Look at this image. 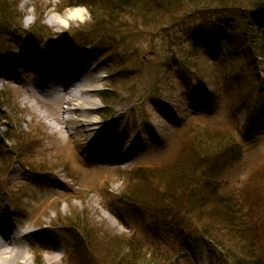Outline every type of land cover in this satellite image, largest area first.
Returning <instances> with one entry per match:
<instances>
[{
  "label": "rangeland",
  "instance_id": "374dc122",
  "mask_svg": "<svg viewBox=\"0 0 264 264\" xmlns=\"http://www.w3.org/2000/svg\"><path fill=\"white\" fill-rule=\"evenodd\" d=\"M133 1L112 0V3H119L115 8V12H119L118 18L116 23L104 24L100 16L93 18L81 0H5V8L11 11L4 17L0 11L1 42L16 38L22 31L35 30L39 21L42 34H55L58 39L63 37L61 43L71 51L88 55L82 70L84 76L78 81L84 90L82 97H93L87 91L91 86L96 84L97 89L93 106L90 103L78 105V102L66 104L39 94L42 89H36L39 85L37 73L30 67L21 70L19 75L0 74V210L10 213L3 215L5 221L11 223L13 219L12 224L19 222L23 232L30 231V235L21 236L16 232L11 240L27 249L32 263L20 260L17 255L15 264H33L34 258L38 264H63V253L71 249L72 243L62 231L64 226H56V223L66 219L73 223L81 221L79 227L87 233L100 229L101 235H123L136 229L141 223L140 211L116 203V197L124 194L130 179L135 180L133 169L141 164L171 160L175 150L183 144L182 135L186 131L195 132L189 140L190 145L197 136L207 138L211 144L223 143L212 140V134L202 132V129L218 131L221 126L225 129L219 131H228L229 137L240 147V157L218 174L221 189L235 191L264 161V96L259 98L263 113L255 122L256 134L246 135L249 113L245 112L247 102L243 100L248 89L259 83V77H264L263 69L248 68L240 75V81L234 71L228 70L229 77L235 76L234 79H227L222 72L217 74V67L208 65L205 58L197 59L194 62L196 71L206 77L199 87L193 82L197 81L195 75L184 74L175 68L174 55L181 57L189 49L186 40L191 42L202 32L215 36L211 31L217 20L221 18L219 24L224 27V23H229L228 15L209 12L202 24L196 16L189 18L191 12L184 4L175 7L174 13L143 18ZM169 1V6L175 5L174 0ZM72 7L86 9L82 21L68 25L51 21L55 15ZM106 17L104 21L110 19ZM178 21L182 23L171 25ZM100 27H106L102 30L105 37L97 43L94 40H99V35L90 38L93 42L84 47L78 39H71L78 29L88 33ZM114 32L122 37L133 36L126 41L121 39L120 45L116 46L113 42L118 41L110 37ZM204 38L206 40V36ZM219 43L218 40L212 44V51L223 50ZM137 46L143 48L142 55L134 52ZM151 53L164 61L162 68L157 69ZM122 55L128 57L122 59ZM132 55H135V64L127 67ZM164 57L174 66H167ZM124 67L131 72L123 71ZM96 74L101 76L98 83ZM133 74H136L135 80L117 98L118 102L122 101L114 108L116 119L112 117L102 122L104 115L111 114L102 106L107 89L120 86L121 82L127 81L122 79ZM185 85L188 90L183 88ZM149 89L154 95H145ZM79 90L77 86L74 92ZM192 97L196 101L204 100L209 111L198 113L194 105H200L192 103ZM161 98H168L170 104L166 107L163 101H158ZM234 103L235 111L231 108ZM85 108L93 111L84 114L78 111ZM169 117L174 118L178 126ZM90 118L94 120V126L87 128ZM6 135L11 141L4 140ZM153 136L160 145L152 140ZM102 148L108 149L110 154ZM216 148L210 147L204 152ZM43 169L51 171V178L36 173L46 171ZM260 176L264 177V172ZM196 226L188 219L176 227L179 231L175 229L182 232L186 240L185 248L179 254L181 261L228 264L210 241L199 234Z\"/></svg>",
  "mask_w": 264,
  "mask_h": 264
},
{
  "label": "trees",
  "instance_id": "16d2710c",
  "mask_svg": "<svg viewBox=\"0 0 264 264\" xmlns=\"http://www.w3.org/2000/svg\"><path fill=\"white\" fill-rule=\"evenodd\" d=\"M170 2L134 0L133 4L138 6L143 18L161 16L184 4L198 15L206 11L230 14L232 21L224 23L223 31L215 30L225 47L224 52L216 58H205L206 63L216 66L217 74L225 73L227 67L239 75L250 67L260 66L264 70V0H174L175 5L169 6ZM81 3L93 18L100 16L103 23L105 15L110 16V22L118 18L113 19V15L119 14L115 12L119 3H112V0H81ZM5 7V0H0L3 17L11 11ZM38 23L34 34L42 31ZM199 37L200 43L193 42L190 53H184L182 65L193 66L197 59L204 58L202 49L210 47L213 37L204 32ZM5 43H0V54L6 50L2 49ZM157 66L159 69L163 63ZM135 78L110 88L112 92L108 93L107 102L110 105L118 102L120 92L128 90V84ZM259 82L263 90L264 78H259ZM257 92L250 95L252 111L256 107ZM219 130L202 129V132L212 134V140L223 143L211 144L207 138L197 136L190 145L189 140L195 132L187 131L178 159L134 170L135 181L127 184L122 199L134 201L132 204L145 209L143 224L138 226L140 233L134 231L124 237L105 232L101 235L100 229L82 231L84 238H75L78 245L64 256L63 264H90V252L94 251L105 264H187L179 255L185 248L184 235L175 229L188 219L199 227L203 237L221 250L228 264H264V177L260 176L264 172V161L251 171L240 188L233 192L221 189L218 185L220 166L235 144L228 131ZM228 137L230 139L226 140ZM210 147L217 148L204 152ZM67 224L79 228L81 221Z\"/></svg>",
  "mask_w": 264,
  "mask_h": 264
},
{
  "label": "bare ground",
  "instance_id": "6f19581e",
  "mask_svg": "<svg viewBox=\"0 0 264 264\" xmlns=\"http://www.w3.org/2000/svg\"><path fill=\"white\" fill-rule=\"evenodd\" d=\"M67 10H71L70 13L68 11L63 12L62 14H58L55 15L54 18H52V22H56L59 25H68L70 22L73 23H77L79 21H82L84 19V15H85V11L82 8L79 7H74V8H70ZM69 15L71 16V19H69ZM68 21L67 24H65V21ZM57 50V49H56ZM62 55V52H61ZM61 55L59 52H53L48 55L47 58L41 59L39 57V55L35 54V57L37 59H39L40 61L43 60V63L45 64L46 62H44L45 59L48 58H53L55 61H60L61 63H63L64 60L68 59H61ZM19 56V55H18ZM16 56V58L18 57ZM22 60V59H20ZM25 62V60H24ZM60 68V66L58 67ZM10 72V70H9ZM0 73L6 75H9L8 73V65L5 63L0 62ZM82 75L84 76V73L78 72L76 75H74L71 79H69V81H64L65 78L62 77V75L57 72V71H50L48 73H42V78L44 77L43 81L46 82V84H54L53 86V94H54V98L58 99L59 101H61V103H70V102H78L80 104L83 105V103H90L91 106L95 105V95H97L96 90H95V86H91L90 88L87 89L88 92L92 93L93 97H89V98H83V93L84 90H82L80 88V90L77 92H74V89L78 86H81V83L78 82L79 79L82 77ZM97 78L96 79V83H98V81L101 79L100 75L96 74ZM54 81V82H52ZM78 82V83H77ZM56 83V84H55ZM76 85V86H75ZM75 86V87H74ZM36 89H38L40 95H42L43 97H47V94L44 90V88L42 86H38ZM49 95L52 96V93L50 92ZM69 96V98L67 99L66 97ZM79 112H81L82 114L84 113H88L89 111H93V109H81L78 110ZM64 122H68V120L64 119ZM94 126V120L93 119H88L87 120V128H90ZM7 213H1L0 210V222H1V228L6 229L9 233H6L4 235L0 236V264H15L14 262V258L18 255L19 259L29 262L30 260V256L28 254L27 251H25V248H21L19 244H15L12 240L11 237H13V233L11 232V225L8 227L7 222L4 220L5 217H3V215ZM18 225H15L16 229L18 228ZM2 233V230L0 229V234Z\"/></svg>",
  "mask_w": 264,
  "mask_h": 264
},
{
  "label": "clouds",
  "instance_id": "9594fccd",
  "mask_svg": "<svg viewBox=\"0 0 264 264\" xmlns=\"http://www.w3.org/2000/svg\"><path fill=\"white\" fill-rule=\"evenodd\" d=\"M66 11H68L70 13L71 10H66ZM84 11H86V9H84ZM69 19H71V16L70 15H69ZM67 23H68V21L66 20L65 21V24H67Z\"/></svg>",
  "mask_w": 264,
  "mask_h": 264
}]
</instances>
